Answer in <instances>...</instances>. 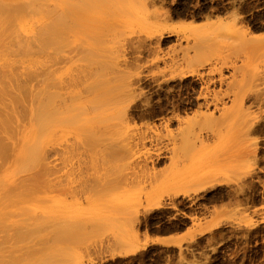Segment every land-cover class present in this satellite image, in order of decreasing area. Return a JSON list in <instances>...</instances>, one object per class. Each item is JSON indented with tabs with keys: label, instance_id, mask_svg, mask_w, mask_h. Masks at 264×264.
<instances>
[{
	"label": "rangeland",
	"instance_id": "374dc122",
	"mask_svg": "<svg viewBox=\"0 0 264 264\" xmlns=\"http://www.w3.org/2000/svg\"><path fill=\"white\" fill-rule=\"evenodd\" d=\"M73 2L66 10L88 18L51 12L75 23L58 25L75 29L61 32L63 50L30 51L53 92V147L40 180H0L1 194L33 189L9 196L0 243L10 251L0 253L10 257H0L264 264V0ZM29 20L24 31L16 24L24 38L38 29ZM100 133L140 144L116 155L89 148ZM1 194L6 202L12 191Z\"/></svg>",
	"mask_w": 264,
	"mask_h": 264
},
{
	"label": "bare ground",
	"instance_id": "6f19581e",
	"mask_svg": "<svg viewBox=\"0 0 264 264\" xmlns=\"http://www.w3.org/2000/svg\"><path fill=\"white\" fill-rule=\"evenodd\" d=\"M6 1L7 0H0V13L4 15L3 17L5 20L4 21L5 23H3L4 25L0 23V27L3 26L2 28H0V51H1L0 53L1 54L0 55V166H2L3 164H8V163L10 165L9 164H8L9 166L4 165V167L6 166V168L0 175L1 176L0 180H13L14 176L21 172H25L26 174L24 173V176L26 175L25 177L26 178L28 177V178L25 179L24 177L20 176L21 174H18L19 175L18 177H20L18 178V180L19 179L40 180L39 169H36V168L42 165L43 171L44 172L46 171L47 163L45 161L43 162V159L45 160V158L47 157V153L53 147L51 146L52 141H53L51 139V136H52V125H53L52 123L54 121L53 115L55 111V106L53 104L51 105V101H50L51 94L53 95V92H51L46 87V84L44 83L45 82L44 73L36 72L35 62L37 59L36 58L33 59L34 54L32 55L33 58H31L32 56L30 54V51H33L34 48H36L38 51L42 49L47 50V47L50 46L51 48L53 45H55V47H58L55 49V47L53 46L55 50L60 49L59 46L63 44V41H64V38H62L61 35L63 34V36L65 37L66 34L69 35V32L71 31L68 32L67 30L63 29L64 28L63 27L62 29L64 30V32H67V33H64L62 29L59 27L64 25V23L66 22V24L69 23V26L65 24L66 27L68 26L67 28L71 29L70 23H73V26L75 23L73 20L70 19L71 16H69L68 19L73 22H69V20L66 21V19L65 21L60 20L61 18L59 17L60 19H58V16H56L58 21L56 22L54 21L55 16L53 17L51 12H53L55 9H58V10L61 9V8H58L59 5H57L55 1H53L55 2L53 4L57 5L58 7L53 6L52 3H49L50 0L49 1L48 0H25V1L11 0L12 4ZM67 1L65 3L68 6L63 2V0H60V2H63V5H64V7H62L61 9V13L63 12L65 16H66V12L70 13L69 11L71 8L68 9L67 7H69V4L72 3L73 0H71V2H69L70 0H67ZM47 2L49 4H52L53 10L50 9L52 6H50ZM41 4L44 6L45 5L47 6L44 7V6H41ZM72 5H73V9L75 10V12H77L76 10L77 8H79V6L74 2L72 3ZM75 5H77L78 7L77 6L75 7ZM81 8L82 7H80V10L79 9L78 10L82 11ZM66 9L69 11H67ZM58 10H56V12ZM73 11L71 12L72 14L71 13L70 14L73 15L72 18L74 17V20H76L77 17L79 18L81 13L84 17L86 16V18H88L87 15H85L83 12H80V14H78L79 11L78 13H75V12L73 13ZM83 11L85 12L86 10H83ZM56 12L54 13V15L56 14ZM58 12L60 13V11ZM59 13H57V15H59ZM85 13H87V11ZM35 15L39 18H45L42 21H40L41 23L40 26H38L39 23L38 24L36 23L38 20L36 21L35 19L33 20V22H30L31 19L29 20L30 17H33L34 19ZM60 16L62 17V19H64L62 15ZM3 17H0V22H3L1 21L3 20ZM27 19L29 20L28 23L29 22L33 23L34 24L33 26H35V29L38 26L37 27L38 29L33 31L34 33H32L33 34L32 38L29 35V33H27L28 36L30 37L28 36L27 38L25 37L27 39L26 40L24 37L19 35L21 33L18 31L16 24L18 25V27L22 28V30L20 31H24L23 29H26L25 27L26 22L24 21H26ZM14 20H16V22ZM79 20H76V21L79 22ZM82 20H84L83 23L84 22L87 23L85 19H81V21ZM86 26L88 27V25ZM57 27L59 28L58 31L56 29ZM84 28H86L85 25H84ZM73 29L74 28H72V32L73 31L75 32V29L74 30ZM56 31L59 33H57ZM85 31L86 29L84 30V32ZM72 32L71 34L74 33ZM54 33L57 36L53 35ZM98 37L93 38L95 42H97L96 40L99 39ZM67 41L68 42H66V44L69 43V40ZM94 41L92 40V43ZM64 46H68V44L67 45L64 44L63 48ZM53 48H51V52ZM8 49H9L10 54L9 52L8 53L5 52ZM32 53H34V51ZM38 76L39 77L41 76V77L38 79ZM94 91L96 90L92 87L87 89V93H90V98L96 93ZM62 117L64 119H67L68 113L65 112L64 114H62ZM108 138H110V135L101 134V133L98 134L95 138L92 136L90 137L88 136V138L86 139V144L89 148H92V146H97L99 144L101 147L103 146L104 149L108 153L111 152L114 155L123 154L129 149H132L135 146L140 144V139L135 140V141H133L132 139L131 140L124 139V141H122V140H116V139L107 140ZM1 168L2 167H0V169ZM178 176L179 175L175 173L172 177L173 180H177ZM15 179L17 180V177ZM43 180H46V179H43ZM151 180H157V178L154 176L153 179ZM2 183L3 182L1 181L0 185ZM3 186L4 185H2V187ZM2 187L0 188V190H2ZM15 189H16V192L20 191V193L18 192V194L20 195L15 194L14 192ZM15 189H14V186L7 187L6 190H8L9 192L5 191L6 194L3 193L6 196L8 193L12 191V194H15L16 196L15 195L12 196V194L11 195L9 194L7 196L8 198L6 197V200H5L6 202L8 201L7 203L1 201L3 203L2 204L0 202L1 203L0 204V216L8 215V213L12 210L11 208L13 206L12 200L14 199L13 198L10 199V197L16 198L18 196L22 198L24 195H27V196L29 195V193H26V192L25 194H23L24 190H27L28 192L30 190V193H31V190H33L29 188H28L29 190L27 188H22L24 190L21 192L22 189L20 190L19 188L17 190L16 187ZM0 192L2 193V191ZM0 197H1L0 199L3 198L2 196ZM17 199L16 201H18ZM2 227H3V224L0 223V228H1L0 230H3ZM1 244L3 243H0V247L2 250L4 246L3 245L1 246ZM8 251L10 250L8 249ZM7 255L6 253L5 254L0 253V256L10 257V255L8 256ZM4 257H0V264H12L11 261L14 258L7 259ZM1 258H4V260L5 259L6 260L2 261L3 259ZM10 259L12 260L10 261ZM7 260H9V262H7ZM14 263L18 264L19 262L17 263V261L15 260Z\"/></svg>",
	"mask_w": 264,
	"mask_h": 264
}]
</instances>
